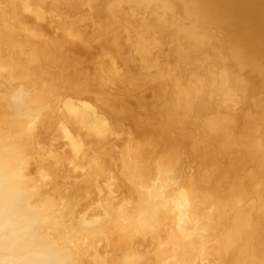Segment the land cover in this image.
<instances>
[{
    "label": "bare ground",
    "instance_id": "bare-ground-1",
    "mask_svg": "<svg viewBox=\"0 0 264 264\" xmlns=\"http://www.w3.org/2000/svg\"><path fill=\"white\" fill-rule=\"evenodd\" d=\"M0 264H264V0H0Z\"/></svg>",
    "mask_w": 264,
    "mask_h": 264
},
{
    "label": "clouds",
    "instance_id": "clouds-1",
    "mask_svg": "<svg viewBox=\"0 0 264 264\" xmlns=\"http://www.w3.org/2000/svg\"><path fill=\"white\" fill-rule=\"evenodd\" d=\"M127 260V257L125 258ZM138 260L142 261L143 257H137Z\"/></svg>",
    "mask_w": 264,
    "mask_h": 264
}]
</instances>
